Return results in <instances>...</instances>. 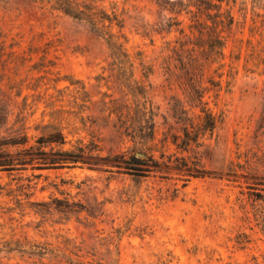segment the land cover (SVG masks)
Segmentation results:
<instances>
[{
	"label": "rangeland",
	"instance_id": "374dc122",
	"mask_svg": "<svg viewBox=\"0 0 264 264\" xmlns=\"http://www.w3.org/2000/svg\"><path fill=\"white\" fill-rule=\"evenodd\" d=\"M0 264H264V0H0Z\"/></svg>",
	"mask_w": 264,
	"mask_h": 264
},
{
	"label": "trees",
	"instance_id": "16d2710c",
	"mask_svg": "<svg viewBox=\"0 0 264 264\" xmlns=\"http://www.w3.org/2000/svg\"><path fill=\"white\" fill-rule=\"evenodd\" d=\"M232 20V18L230 19ZM219 42H221V39H219ZM205 112V111H204ZM206 127L208 128H212L214 126V121L211 119V115L210 113H206ZM53 142V141H52ZM133 160H136L138 162V164H141L142 166H144V168H147L149 166V163H148V158H140V157H137V156H133ZM143 168V169H144ZM146 170V169H144Z\"/></svg>",
	"mask_w": 264,
	"mask_h": 264
}]
</instances>
